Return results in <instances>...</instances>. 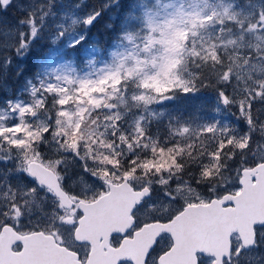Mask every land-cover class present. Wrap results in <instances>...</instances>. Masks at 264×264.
<instances>
[{"label":"snow or ice","instance_id":"snow-or-ice-1","mask_svg":"<svg viewBox=\"0 0 264 264\" xmlns=\"http://www.w3.org/2000/svg\"><path fill=\"white\" fill-rule=\"evenodd\" d=\"M9 6L16 7L22 14L19 21L21 27L25 19L33 25L28 32L19 33L15 52L17 56H23L39 33V28L35 26L34 13L37 9H32L31 4H26L24 0H0V11L6 12ZM51 7L49 0L48 12ZM39 11L44 16L48 15L44 4L39 5ZM205 18L211 21V24L203 25L205 31H201V24L193 20L182 21L180 25L188 29L195 23L183 53H177V58L181 59L187 55L185 67L190 78L185 79L178 72L175 79L165 81V87L148 95L145 103L163 104L177 99V96L195 99L201 88L214 84L217 99L215 112L219 114L222 109L232 107L238 113V122L245 128L227 124L220 126L212 120L196 125V132L187 140H182L181 137L191 132V126L177 125L173 131L169 123V133L161 140L159 132L153 135L149 126L151 122H146L143 116L127 121L126 114L119 111L114 101L108 100V92L94 94V99L101 101V107L97 108L88 106L86 102L76 105L75 100L71 104H62L64 97L58 91H49V88L64 89L68 95H78L80 87L87 81H68L72 85L70 89L64 88L60 75H57L54 85L44 80L36 83L29 81L32 102L10 100L6 109L0 110V117H3L0 119V131L4 133L0 135V232H11L21 237L35 234L50 238L55 248L67 255L68 260L64 264H96L92 241L80 239L81 228L87 219L86 210L81 205L88 201L90 192L94 193L90 201L93 203L108 195L111 184L117 180L131 188L133 193L143 195L130 213L132 226L109 235L105 251L108 248L121 250L124 244L135 239L149 225L172 226L189 209L212 211L218 204L217 211L227 212L236 207L235 197L243 191L240 183L243 173L249 168L264 167V79L240 88L245 74L250 79L253 72L264 74V46L253 52L254 46L248 42L249 30L243 24L233 28L229 27L230 21L223 17L207 15ZM94 19L95 15L89 16L83 23L90 25ZM257 26L264 32V11ZM208 27L216 30L214 35L207 33ZM14 32V29L0 28V37L12 36ZM58 35L63 37L64 32ZM123 39L133 41L135 37L127 34ZM76 43L79 40L73 41V46ZM229 44L234 46L229 49ZM144 45L150 57L152 49L148 47L147 39ZM3 46L11 47L7 44ZM121 92L126 96L129 94V82L123 78L117 85V99ZM139 98L138 93H132L133 101ZM21 108L30 111L21 117ZM77 108H87L85 115L91 125V128L88 124L82 125L77 135L99 137L96 144L89 146L86 139L72 137L65 122L59 119L61 112ZM9 120L15 123H9ZM25 125H31L28 128L31 137L23 131L16 132ZM62 128L64 131H61ZM257 136L259 138L253 144ZM101 141L106 147H97ZM46 146L51 148V155L42 151ZM249 147L254 161L252 164L248 163L249 156L246 154ZM238 152L239 161L234 165L229 163L237 161ZM69 160L80 166L78 181L82 187L79 191L76 190L77 181L68 179ZM45 161L48 163L45 164ZM37 164L56 175L59 193L71 199L70 206L45 179L38 176L41 169ZM192 168L196 169L197 178L189 182L183 176L186 170L193 175ZM233 176L239 186H234ZM111 177L116 179L110 181ZM192 183L207 184V195L193 189ZM97 184L100 186L98 192L94 188ZM185 189L195 194L186 195ZM33 204L39 212L35 217ZM137 213L146 217L143 223L137 219ZM164 239L170 243L165 250L158 251ZM176 248L174 233L170 230L161 232L144 254L142 262L137 264H166L165 258ZM12 251L19 257L17 264H33L26 259L27 250L22 246ZM116 264H121V261L117 260ZM194 264H264V222L253 225L250 243L238 235L230 236L226 254L218 258L198 250Z\"/></svg>","mask_w":264,"mask_h":264},{"label":"rangeland","instance_id":"rangeland-1","mask_svg":"<svg viewBox=\"0 0 264 264\" xmlns=\"http://www.w3.org/2000/svg\"><path fill=\"white\" fill-rule=\"evenodd\" d=\"M94 1L51 0L52 7L48 12L49 0H24L26 4H31L32 9H37L34 14L35 26L39 28V33L30 42L27 53L23 56L16 55L15 47L19 44L20 31L28 32L33 26L31 21L25 19V24L21 27L19 21L22 14L14 6H9L6 12L0 11V28L15 30L12 36L0 37V110L6 109L10 100L32 102L29 81L36 83L44 80L54 85L57 83V75H60V82L66 89L72 87L68 81L76 83L87 81L80 87L78 95L75 93L68 95L64 89L49 88V91H58V94L64 97L62 104H71L75 100L76 105H83L86 102L88 106L94 105L99 108L101 101L94 99V94L108 92V100L114 101L119 111L126 114L127 121L143 116L146 122H151L150 124L163 121L164 125L169 126L171 123L173 129L177 125L191 126V132L185 135L195 133L196 125L212 120L220 126L236 124L241 129L245 128V125L238 122V113L232 107L222 109L219 114L215 112L216 93L204 95L200 92L195 99L177 96V99L165 101L161 105L155 102L145 103V100L157 89L165 87V81L175 79L178 72L185 79L190 78L186 64L184 63L183 66L187 55L185 54L181 59L177 58V53H183L195 23L184 29L180 26L182 21L199 22L201 31H205L203 25L211 24V21L205 18L207 15L223 17L230 21L229 27L235 28L243 24L249 30L248 42L254 46L252 50L255 52L257 48L264 46V32H261L257 26L260 14L264 11V0ZM40 4H44V11L48 12L47 16L39 11ZM99 11L103 14L95 24L97 27L95 25L92 27L95 31L96 28L100 29L102 22L116 20L120 23L118 27L120 33L115 35L106 50L99 46V39L94 33H90V28L83 23L84 19ZM61 31L64 32L63 37L58 35ZM206 31L214 35L216 30L208 27ZM127 34H133L135 39L124 41L123 37ZM145 39L148 40V47L152 49L150 57L144 45ZM75 40H79V43L73 46ZM5 44L11 47L3 46ZM233 46L229 44V49ZM157 57L160 59L157 60ZM9 58L11 62H8ZM28 60L31 61V65L39 63L32 67L31 71L34 69L35 71L31 75L25 72ZM122 78L129 82V94L126 96L121 92L117 99V85L121 83ZM261 79H264V74L258 75L253 72L251 79L245 74L240 82V88L244 89L253 82H260ZM133 92L139 94V100L133 101ZM49 103L51 104V101ZM29 111L30 109L21 108V117ZM86 111L87 108H77L75 111L69 109L61 112L59 119L64 121L65 127L74 134V131L80 129L81 123L88 119L85 115ZM8 122L15 123L14 120ZM30 127L31 125H25L23 129H16V132L23 131L26 136L31 137L32 133L28 132ZM61 131L64 129L62 128ZM3 134V131H0V135ZM258 138V136L254 137L253 144ZM42 151L48 155L52 154L51 148L47 146L42 148ZM44 163L47 164L48 161ZM68 168V179L77 181L76 190L79 191L82 187L78 181L80 166L75 161L69 160ZM232 179L234 186H239L235 176ZM109 180L113 179L109 178ZM118 182L117 180L116 183ZM94 188L97 192L100 190L98 184L94 185ZM184 192L189 196L195 194L188 192L187 189ZM199 192L206 195L203 191L199 190ZM92 195L94 193L90 192L88 201H91ZM38 215L35 205L34 217ZM137 218L141 223L146 219L140 213H137Z\"/></svg>","mask_w":264,"mask_h":264},{"label":"water","instance_id":"water-1","mask_svg":"<svg viewBox=\"0 0 264 264\" xmlns=\"http://www.w3.org/2000/svg\"><path fill=\"white\" fill-rule=\"evenodd\" d=\"M100 15L101 13L95 16L93 22L87 26H92ZM37 167L41 169L38 176L45 179L70 206L71 199L59 193L56 175L42 165L37 164ZM263 173L264 167L260 166H257L254 170H246L243 173V192L235 197L237 203L234 209L228 212L217 211L216 209H219L218 204L212 211L189 209L172 226L149 225L143 228L135 239L124 244L122 249L118 251L111 248H108L107 251L104 250L107 247L108 237L113 233L123 232L132 226L133 219L130 213L143 193H133L132 189L125 184H111V191L108 195L102 196L94 203L85 202L81 205L86 210L87 219L81 228L80 239L92 241L96 250L93 256L96 264H116L117 260L121 262L130 261L132 264H137L138 261L142 262L144 254L153 245L160 233L169 230L177 238V248L173 250V253L177 251L195 254L196 251L202 250L201 247L205 240L212 243V241L224 239V235L230 236L231 233L236 231L240 232L241 237L250 243L252 227L258 223L259 218L264 214H262L264 211ZM250 176L258 179L256 185L248 183L247 180ZM257 190L260 193L257 194ZM252 199L254 200L253 204L248 207L247 201ZM205 228L207 231L204 233L206 235L204 237ZM18 242L23 244L24 249L27 250L26 259L32 261L33 264H52V262L64 264L68 260L66 254L55 248L50 238L35 234L21 237L15 233L1 232L0 264H17L19 257H16L12 250ZM180 248L184 251H180ZM72 259L74 260V258ZM170 260L168 259V261Z\"/></svg>","mask_w":264,"mask_h":264},{"label":"trees","instance_id":"trees-1","mask_svg":"<svg viewBox=\"0 0 264 264\" xmlns=\"http://www.w3.org/2000/svg\"><path fill=\"white\" fill-rule=\"evenodd\" d=\"M91 1H94V0H91ZM102 23H103V25L100 27V29L96 28V31L94 29H91L90 30V33H94L95 36L97 38H99L100 45L101 46H105V49H107L109 47L112 39L116 35L115 33H118V27H119L120 23H117L116 20L115 21H112L111 20L108 23H106V22H102ZM184 61H186L185 64H187V58ZM28 64L29 65L27 66V72L31 75L35 71V69L31 71L32 67H35L39 63H35V64H32L31 65V61L28 60ZM200 92H201V94H204V95L205 94L207 95L208 93H216L215 85L214 84H211L207 88H201ZM202 105H203V101H202ZM207 105H206V107H207ZM211 110H213V108ZM86 124H88V119H86L85 121H83L81 123V126L82 125H86ZM231 125H233V124H231ZM88 127L91 128V125L88 124ZM150 129H151V132L153 133V135H155L157 132H159L161 140H163V138L165 136H167L168 133H169V127H168V125H164V122L163 121H162V123L150 124ZM172 130L174 131L175 128L172 129ZM78 132H79V130L76 131V132L74 131V134H71V136L74 137L75 139H86L87 141H89V146L92 145V144H96L97 139H99V137H96L94 139L91 135L78 136L77 135ZM193 134L185 135V136L181 137V139L182 140H187V137L190 136V135H193ZM97 147L98 148L106 147L105 142L104 141H101L100 144H97ZM247 151H251V147H249L247 149ZM246 154H248V156L250 155L249 153H246ZM239 158H240V153L238 152L237 153V161H231L229 163H231V164L234 165L235 163H237L239 161ZM188 171L189 170H186L185 171L184 176H183V179L188 180L189 182L195 181V179L197 178V176H196V169L195 168L190 169V171L193 173V175H189L188 174ZM111 178L113 180L116 179L115 177H111ZM202 184L192 183V187L199 189V188H202L203 187ZM205 185H207V184H205ZM34 209H35V206L32 205V210H34Z\"/></svg>","mask_w":264,"mask_h":264},{"label":"flooded vegetation","instance_id":"flooded-vegetation-1","mask_svg":"<svg viewBox=\"0 0 264 264\" xmlns=\"http://www.w3.org/2000/svg\"><path fill=\"white\" fill-rule=\"evenodd\" d=\"M233 236H237L236 235H233ZM164 240H165V244H164ZM161 241V244H160V247L158 248V251H161V250H165L167 247H168V244L170 243V241H168L167 239H164ZM171 264H193V262H189V261H186V260H179V261H171L170 262ZM124 264H130V263H124Z\"/></svg>","mask_w":264,"mask_h":264}]
</instances>
